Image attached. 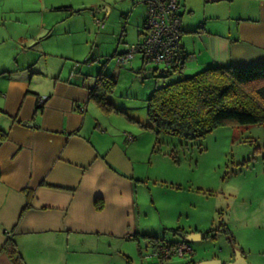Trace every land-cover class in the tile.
Masks as SVG:
<instances>
[{
    "label": "rangeland",
    "instance_id": "obj_1",
    "mask_svg": "<svg viewBox=\"0 0 264 264\" xmlns=\"http://www.w3.org/2000/svg\"><path fill=\"white\" fill-rule=\"evenodd\" d=\"M146 14L145 0H0L4 18L0 23V83L5 79L3 70L31 65L62 76L74 71L94 82L103 71L116 81L109 101L126 113H113L107 121L123 128L122 134L134 131L127 128L130 124L141 131L139 136L134 133L139 144L133 151L139 160L135 173L147 180L137 183L136 189L139 231L144 232L138 236L142 250L137 241L124 242V248L103 243L93 253L78 251L72 264H127L128 260L159 264L149 237L178 241L181 236L172 230L178 228L201 233L213 230L215 236L192 242L194 256L171 258L165 264H186L210 256L227 263L236 250L217 230L222 223L231 229L248 263L264 264V125L227 124L203 139L186 140L163 132L157 135L127 119L152 125L147 99L156 87L180 76H162L164 64H144L140 55L130 66L117 65L116 53L125 48L124 42H137ZM188 19L185 13L184 29ZM192 22L196 24V18Z\"/></svg>",
    "mask_w": 264,
    "mask_h": 264
},
{
    "label": "crops",
    "instance_id": "obj_2",
    "mask_svg": "<svg viewBox=\"0 0 264 264\" xmlns=\"http://www.w3.org/2000/svg\"><path fill=\"white\" fill-rule=\"evenodd\" d=\"M180 13L189 14L181 38L186 76L210 66L264 65V0H181ZM124 44L119 53L131 45ZM3 71L0 264H15L5 248L9 238L26 264H72L78 251L93 253L103 243L124 248V242L137 241L142 250L136 189L147 180L135 173L139 160L133 151L141 131L130 124L134 131L122 134L123 128L107 121L111 114L93 109L89 89L96 81L88 76L49 74L32 65ZM29 191L32 206L24 211ZM97 200L103 201L100 211ZM208 259L216 256L198 261Z\"/></svg>",
    "mask_w": 264,
    "mask_h": 264
},
{
    "label": "trees",
    "instance_id": "obj_3",
    "mask_svg": "<svg viewBox=\"0 0 264 264\" xmlns=\"http://www.w3.org/2000/svg\"><path fill=\"white\" fill-rule=\"evenodd\" d=\"M182 48L181 46L177 52L176 63L167 66L164 73L161 72L164 77L171 73H178L180 77L173 82L156 87L147 99V115L152 125H145L127 116L130 122L138 123L141 128L152 129L157 135L163 132L186 140L203 139L215 128L227 124L264 125V65L210 66L186 76L181 59ZM115 86L116 81L101 71L95 85L89 89V98L107 114L126 115L108 99V95L114 91ZM41 107L42 105H39L37 108L41 109ZM5 138L6 132L0 130V140ZM27 196L24 211L32 206V193L27 192ZM95 208L98 211L102 210L103 201L97 200ZM172 230L179 234L181 239L168 242L169 244L186 240V235L190 233L183 228ZM217 230L226 236L227 241L236 251L243 254L237 247L235 236L226 224H220ZM202 234L204 237L215 236L213 230ZM136 238H139L138 235ZM149 239L155 244L152 251L160 242H165L155 237H149ZM5 248L15 264H26L12 238L8 239ZM194 255L195 253L190 257ZM167 260L169 259L158 260V262L165 264ZM128 264H132L130 260ZM186 264H196V261L191 260Z\"/></svg>",
    "mask_w": 264,
    "mask_h": 264
},
{
    "label": "built area",
    "instance_id": "obj_4",
    "mask_svg": "<svg viewBox=\"0 0 264 264\" xmlns=\"http://www.w3.org/2000/svg\"><path fill=\"white\" fill-rule=\"evenodd\" d=\"M145 4L147 14L142 38L131 44L127 51L116 54L118 66L129 65L139 55L143 57L145 64H164L167 67L177 61L176 55L182 46L181 0H145ZM43 101L42 99L40 103ZM77 108L81 112L85 111L82 105ZM128 137L130 140L134 138L131 135ZM6 234L12 236L11 231H6ZM194 253L192 243L184 240L174 244L160 242L155 247L153 256L158 260H166L172 257H190Z\"/></svg>",
    "mask_w": 264,
    "mask_h": 264
},
{
    "label": "water",
    "instance_id": "obj_5",
    "mask_svg": "<svg viewBox=\"0 0 264 264\" xmlns=\"http://www.w3.org/2000/svg\"><path fill=\"white\" fill-rule=\"evenodd\" d=\"M189 242H195L203 239V234L201 232L193 231L186 235L185 238ZM234 258H232L229 262L224 263L222 260L219 259H208V260H202L196 262V264H250L245 259L243 254L240 253V251H235V254L233 255Z\"/></svg>",
    "mask_w": 264,
    "mask_h": 264
}]
</instances>
